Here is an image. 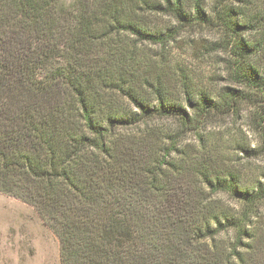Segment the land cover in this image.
Masks as SVG:
<instances>
[{
    "label": "trees",
    "instance_id": "1",
    "mask_svg": "<svg viewBox=\"0 0 264 264\" xmlns=\"http://www.w3.org/2000/svg\"><path fill=\"white\" fill-rule=\"evenodd\" d=\"M206 1L0 0V192L36 208L60 240L61 264H250L242 247L258 238L263 182L244 185L219 167L202 137L209 154L194 160L177 146L181 134L161 144L116 131L156 115L190 129L235 99L230 88L198 99L185 85L187 112L163 77L142 78L138 42L179 34L149 26L147 14L178 26L217 21L233 37L235 74L264 101L255 60L264 38L243 36L264 17L247 0H214L207 15Z\"/></svg>",
    "mask_w": 264,
    "mask_h": 264
},
{
    "label": "rangeland",
    "instance_id": "2",
    "mask_svg": "<svg viewBox=\"0 0 264 264\" xmlns=\"http://www.w3.org/2000/svg\"><path fill=\"white\" fill-rule=\"evenodd\" d=\"M63 2L72 5L74 0ZM247 3L252 13L261 12L264 17V0H247ZM214 5V0L206 1L203 9L207 15H214ZM146 18L152 27L177 26L179 34L166 45L138 42V65L143 66L139 69L142 78L152 82L157 76L163 77L187 112L191 109L185 100V85L198 99L202 93L215 100L220 99L226 88L236 91L235 99H230L231 106H226L223 111L212 110L207 122L200 120L190 129L179 128L178 118L156 115L145 117L136 127H118L116 131L150 136L161 144L169 143L168 135L181 134L177 137V146L192 159L208 155L206 150L213 149L211 152L215 153L218 166L239 172L244 185L257 181L264 184V101L256 87L235 74L237 57L232 51L233 37L215 20L178 26L167 15L147 14ZM243 36L254 42L262 40L264 21L260 29L244 31ZM255 60L264 63V49L255 55ZM200 137L208 143L206 150ZM176 154L177 158L182 157ZM182 186L186 188L185 183ZM220 197L227 204L239 208V203L227 194ZM253 223L258 238L244 240L250 245L241 250L250 264H264V203ZM220 238L225 244L231 241L229 234L220 235ZM0 264H61L60 240L36 208L1 192Z\"/></svg>",
    "mask_w": 264,
    "mask_h": 264
}]
</instances>
